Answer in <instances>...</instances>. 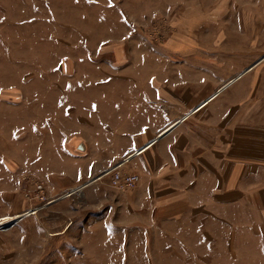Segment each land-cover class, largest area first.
<instances>
[{
  "label": "rangeland",
  "instance_id": "1",
  "mask_svg": "<svg viewBox=\"0 0 264 264\" xmlns=\"http://www.w3.org/2000/svg\"><path fill=\"white\" fill-rule=\"evenodd\" d=\"M245 1L0 0V221L34 212L0 226V264H264V231L255 238L249 217L217 222L215 232L192 221L161 255L147 245L139 255L127 239H86L117 229L104 222L118 220L122 207L96 197L86 202L84 188L91 182L134 188H115L110 175L94 181L117 163L87 177L77 165L79 132L68 123L79 112L68 100L72 86L82 77L98 83L113 77L107 51L139 38L227 55V8ZM111 39L123 41L104 45ZM130 161L124 172H134Z\"/></svg>",
  "mask_w": 264,
  "mask_h": 264
},
{
  "label": "crops",
  "instance_id": "2",
  "mask_svg": "<svg viewBox=\"0 0 264 264\" xmlns=\"http://www.w3.org/2000/svg\"><path fill=\"white\" fill-rule=\"evenodd\" d=\"M233 4L227 8V55H203L183 41L158 45L134 38L107 51L116 64L109 82L82 77L69 90L79 112L68 123L79 132L77 165L87 177L143 151L128 166L140 178L133 190L105 183L84 188L86 202L96 197L122 207L118 220L104 222L121 230L87 233L86 239H127L139 255L147 254L139 250L146 245L161 255L190 222H206L205 230L215 232L217 222L234 223L237 216L249 217L251 234L261 238L264 0ZM112 41L123 40L104 45ZM82 243L97 252L96 245Z\"/></svg>",
  "mask_w": 264,
  "mask_h": 264
},
{
  "label": "built area",
  "instance_id": "3",
  "mask_svg": "<svg viewBox=\"0 0 264 264\" xmlns=\"http://www.w3.org/2000/svg\"><path fill=\"white\" fill-rule=\"evenodd\" d=\"M141 150L134 151L133 153L129 154L125 157L120 163H117L115 166L107 170L105 173L101 174L100 176H96L94 181L99 180L100 178L104 177L105 175L111 176V183L112 185L121 190L133 189L137 186L139 182V175L136 172H124L122 170V166L125 165L130 161V159L135 155L137 152L140 154ZM92 179V180H93ZM24 215L20 216L22 218ZM13 220L11 224L17 222L19 219ZM11 222V221H10Z\"/></svg>",
  "mask_w": 264,
  "mask_h": 264
},
{
  "label": "bare ground",
  "instance_id": "4",
  "mask_svg": "<svg viewBox=\"0 0 264 264\" xmlns=\"http://www.w3.org/2000/svg\"><path fill=\"white\" fill-rule=\"evenodd\" d=\"M144 150V149H143ZM142 151V150H141ZM141 151H140V153H141ZM143 152V151H142ZM139 153L137 152L135 155H138ZM135 155H133V156H135ZM91 183H93V182H91ZM91 183H89V184H91ZM88 184V185H89ZM32 213H34L33 211H29V212H26V213H24V214H22V215H24L23 217H25V216H27V215H30V214H32ZM22 215H15V216H5V217H3L2 219H1V221H0V226H2L3 224H7L8 222H12L13 220H15V219H17L18 217L20 218V216H22ZM23 219V218H22Z\"/></svg>",
  "mask_w": 264,
  "mask_h": 264
},
{
  "label": "water",
  "instance_id": "5",
  "mask_svg": "<svg viewBox=\"0 0 264 264\" xmlns=\"http://www.w3.org/2000/svg\"><path fill=\"white\" fill-rule=\"evenodd\" d=\"M20 219H22V218H20Z\"/></svg>",
  "mask_w": 264,
  "mask_h": 264
}]
</instances>
